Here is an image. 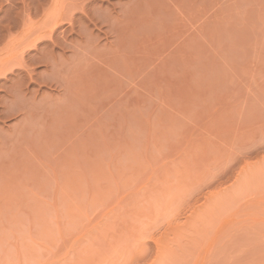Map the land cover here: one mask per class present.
Wrapping results in <instances>:
<instances>
[{"label": "crops", "instance_id": "crops-1", "mask_svg": "<svg viewBox=\"0 0 264 264\" xmlns=\"http://www.w3.org/2000/svg\"><path fill=\"white\" fill-rule=\"evenodd\" d=\"M0 54V197L130 188L263 107L264 0H55ZM228 125V126H226ZM82 189H85L83 192Z\"/></svg>", "mask_w": 264, "mask_h": 264}, {"label": "rangeland", "instance_id": "rangeland-1", "mask_svg": "<svg viewBox=\"0 0 264 264\" xmlns=\"http://www.w3.org/2000/svg\"><path fill=\"white\" fill-rule=\"evenodd\" d=\"M54 1L0 0V54L16 23H49ZM215 135L227 138L190 141L134 187L70 197L86 202L0 197V264H264V93Z\"/></svg>", "mask_w": 264, "mask_h": 264}]
</instances>
